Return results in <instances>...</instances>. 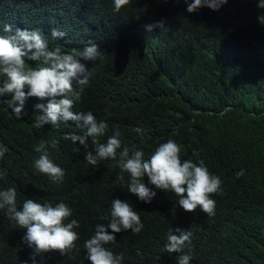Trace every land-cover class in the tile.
<instances>
[{
	"label": "trees",
	"instance_id": "16d2710c",
	"mask_svg": "<svg viewBox=\"0 0 264 264\" xmlns=\"http://www.w3.org/2000/svg\"><path fill=\"white\" fill-rule=\"evenodd\" d=\"M192 2L130 0L116 12L113 0H0V29H38L50 48L64 52L99 45L102 55L86 62L91 75L73 111H91L108 123V136L119 130L122 147L135 145L146 158L173 139L182 159L203 160L223 182L212 197V216L185 212L174 193L150 184L157 196L145 203L127 191L129 176L118 158L90 165L84 157L91 141L85 148L65 139L80 134L74 122L36 128L37 98L26 101L22 118L0 103V144L8 148L0 159V190L16 188L18 209L26 199L65 202L73 211L69 219L79 222L76 248L66 256L45 253L44 264H91L84 242L96 224L107 223L102 217L116 198L132 204L144 225L138 234L117 233L107 245L123 254L122 264H178L179 254L165 249L177 227L193 233L184 250L190 264H264V23L258 19L264 9L259 0H229L219 10L190 13ZM161 20L165 30L147 29ZM53 29L66 35L53 38ZM51 139L50 157L65 171L61 182L33 165L40 156L35 147ZM25 233L0 210V264H31Z\"/></svg>",
	"mask_w": 264,
	"mask_h": 264
},
{
	"label": "clouds",
	"instance_id": "9594fccd",
	"mask_svg": "<svg viewBox=\"0 0 264 264\" xmlns=\"http://www.w3.org/2000/svg\"><path fill=\"white\" fill-rule=\"evenodd\" d=\"M228 2L193 0L188 3L187 11L195 12L202 7L219 10ZM129 3L130 0H113L114 10L119 12ZM257 6L264 9V0H259ZM146 10L139 9L137 18L139 13ZM258 19L264 23V14L259 15ZM146 27L149 31L155 27L166 29L164 20ZM65 35V32L52 30L53 38H63ZM101 55L99 45L94 42H89L82 50L64 52L59 46L50 48L48 40L38 29H14L11 24H4L0 29V98L7 95L10 99H0V103H6L17 118H22L26 114V101L37 98L41 102L34 105L39 113L34 126L42 128L45 125L74 122L81 129L80 134L69 133L65 139L74 144L79 142L85 148L91 141L93 150L87 151L84 157L90 165L96 166L100 161L118 158L121 172L129 176L127 191L139 200L150 204L157 196V192L148 186L150 184L155 189L174 193L178 197L179 207L185 212L199 209L208 216L214 215L216 201L212 197L222 190L223 182L209 171L203 160L196 163L182 159L181 146L173 139L160 143L146 158L145 152L135 145L122 147L119 130L108 136V123L98 120L91 111H73L91 75L86 62H94ZM135 131L141 135L143 133L140 128ZM55 147V139L38 144L35 151L40 156L33 165L53 182H61L65 171L54 163L49 154V148ZM7 151V146L0 144V159ZM243 175V169L236 172L237 178ZM145 177L148 178L147 183ZM120 179L124 180V176L121 175ZM17 198L15 187L0 190V210H5L7 217L20 229H26L22 239L33 249L31 264H44L45 253L58 252L66 256L76 248V242L80 239L76 231L79 222L69 219L73 215L69 205L62 201L53 204L50 201L41 203L26 199L18 209ZM102 219L107 223L96 224L94 235L84 242L87 259L91 264H122L123 254H115L107 245L114 244L116 234L122 231L140 233L144 227L141 217L127 200L116 198L111 203L110 213ZM192 236L190 230L179 227L169 231L165 249L170 254H179L178 264H190L192 255L184 250L191 244ZM37 256L41 257L40 261H37ZM23 264L29 262L24 261Z\"/></svg>",
	"mask_w": 264,
	"mask_h": 264
},
{
	"label": "rangeland",
	"instance_id": "374dc122",
	"mask_svg": "<svg viewBox=\"0 0 264 264\" xmlns=\"http://www.w3.org/2000/svg\"><path fill=\"white\" fill-rule=\"evenodd\" d=\"M143 35H144L145 38H148L150 36V33L149 32H144Z\"/></svg>",
	"mask_w": 264,
	"mask_h": 264
}]
</instances>
